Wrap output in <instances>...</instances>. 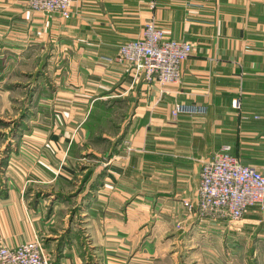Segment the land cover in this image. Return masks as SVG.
<instances>
[{
  "label": "crops",
  "instance_id": "crops-1",
  "mask_svg": "<svg viewBox=\"0 0 264 264\" xmlns=\"http://www.w3.org/2000/svg\"><path fill=\"white\" fill-rule=\"evenodd\" d=\"M151 20L194 44L176 84L134 82L115 60ZM11 39L49 49L59 81L40 101L55 107L53 128L34 129L41 141L0 169V245L38 237L54 264H264V210L233 224L198 205L201 168L225 147L264 168V0H73L67 19L0 0V50ZM95 102L121 110L126 135L90 163L80 153L101 155L84 127Z\"/></svg>",
  "mask_w": 264,
  "mask_h": 264
},
{
  "label": "built area",
  "instance_id": "built-area-1",
  "mask_svg": "<svg viewBox=\"0 0 264 264\" xmlns=\"http://www.w3.org/2000/svg\"><path fill=\"white\" fill-rule=\"evenodd\" d=\"M33 11L63 18L72 15L73 0H23ZM194 44L168 38L154 20L144 26L142 37L121 44L115 60L133 72L134 82L143 76L162 85L181 80L183 63L191 56ZM238 107V101L234 102ZM178 104L173 110L177 116ZM199 212L215 221L238 223L249 206L264 210V168L244 165L225 147L214 159L204 162L198 192ZM185 205L190 206L189 202ZM0 264H54L43 242L33 240L10 247L0 245Z\"/></svg>",
  "mask_w": 264,
  "mask_h": 264
},
{
  "label": "rangeland",
  "instance_id": "rangeland-1",
  "mask_svg": "<svg viewBox=\"0 0 264 264\" xmlns=\"http://www.w3.org/2000/svg\"><path fill=\"white\" fill-rule=\"evenodd\" d=\"M25 44L26 47H22L18 44V42L11 39L8 46L9 50L6 49L5 52L0 50V53L2 51L4 52V57H1L2 55L0 56V73L1 71L4 72V77L7 78V82L11 86V89H0V132H7L9 130V127H4L2 120L12 121L18 118L23 110H25L26 101L28 100L30 94V88L34 85V75L41 68L43 69L42 75L37 78L40 83V89L42 86L41 84L48 83L46 79L47 77L50 78L55 88L58 85L57 81H59V78L55 81L57 78L54 74L55 70L53 67L56 66L53 63V60H51L50 50L46 49L42 51L44 46H41L40 44L36 45L33 41L27 40ZM45 87L48 88L47 85ZM39 91L40 90L35 93L33 100H35ZM47 100L48 98L40 99V101L49 102ZM48 106V108H42L34 102L30 104L32 113L29 111L30 116L28 118V123L31 128L29 131L25 132L26 135L22 137L23 139L21 142H19L18 138L15 139L16 142L20 143L19 146H21V144L35 145L38 144L36 143L37 141H41L39 137L30 136V133H32L34 129L53 128L54 121L52 118H55V107L54 105L50 107L49 104ZM107 107V105L104 107L106 111L103 108H99L97 110V115L91 119L93 120L95 129L92 132V135L86 138V142L91 145V148H94V151L101 155H97V158L88 157V162L90 163H95L98 158L104 159L102 156L106 154L105 151H109L112 148V143L114 144V141H117L122 137L123 138L120 140V143L123 142L126 135V131L122 132V127L118 125L121 110L118 108L117 111L114 109L115 113H109ZM97 136L105 137L106 141H98V139H96ZM7 141V137L5 135H1L0 156H2V151L6 147ZM0 169L4 168L0 167ZM239 241L237 240L235 242L234 249L237 251L240 250L237 256L238 259H241L243 250L239 247Z\"/></svg>",
  "mask_w": 264,
  "mask_h": 264
},
{
  "label": "trees",
  "instance_id": "trees-1",
  "mask_svg": "<svg viewBox=\"0 0 264 264\" xmlns=\"http://www.w3.org/2000/svg\"><path fill=\"white\" fill-rule=\"evenodd\" d=\"M43 69L41 68L35 75H34V85L30 88V94H29V98L26 101V106H25V110H23V112L20 114V116L12 121H4L2 120V123H4V127H9V130L7 132H0V137L1 135H5L7 137V144L6 147L3 149L2 151V156L0 158V167L5 168L8 164H9V159H10V155L12 154L13 151H15L17 149V146L19 145V142H16L15 139H21L25 132L30 130V125L28 123V118L30 116V113H32L31 108H30V104L31 103H36L37 105H40L42 108H48V104L45 103H41L40 99L41 98H50L53 90H55V87L53 86L50 78H46L47 82L46 84H41L43 87L40 89V83L38 82L37 78H39V76L42 75ZM1 78V76H0ZM48 86L45 87V86ZM38 95L36 96L35 100H33V97L35 96V93L38 91ZM44 105V106H43ZM105 104L104 102H95L93 111H91L90 113V118L89 120H87L86 122H84V127L87 129V138L90 137L92 135V132L95 129V125L93 124V120H91L94 116L97 115V110L99 108H103L105 110ZM108 108V112L110 113V106L107 107ZM106 111V110H105ZM123 138V137H122ZM122 138H119L117 141H114V144L112 143V148L109 151H105L106 154H108V156L112 157L118 148V145L120 144V140H122ZM96 139H98V141H106V138L103 136H97ZM84 146H87V143L85 142ZM71 147H78V150H81V146H79V143L77 142H72ZM75 152V154H78V151H73ZM80 155L82 156H86V157H95L97 158V155L93 152H86L83 153L81 152ZM99 159V158H98ZM93 175V170H89L88 173L84 176L85 178V182H88L90 177ZM96 182L95 184L93 183L91 188H93V186H96ZM80 191L82 189V186L79 188Z\"/></svg>",
  "mask_w": 264,
  "mask_h": 264
}]
</instances>
